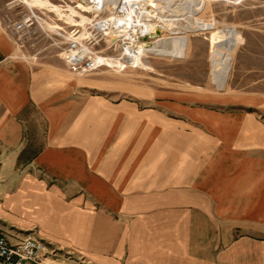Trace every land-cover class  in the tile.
<instances>
[{"label":"crops","instance_id":"0c3cea01","mask_svg":"<svg viewBox=\"0 0 264 264\" xmlns=\"http://www.w3.org/2000/svg\"><path fill=\"white\" fill-rule=\"evenodd\" d=\"M15 44L0 27L8 242L35 233L56 250L42 264H264V128L208 133L126 100H91L79 112L80 100H63V79L49 87ZM29 105L38 111L23 119ZM37 121L45 144L24 157Z\"/></svg>","mask_w":264,"mask_h":264},{"label":"rangeland","instance_id":"374dc122","mask_svg":"<svg viewBox=\"0 0 264 264\" xmlns=\"http://www.w3.org/2000/svg\"><path fill=\"white\" fill-rule=\"evenodd\" d=\"M162 1L163 10L167 7L184 13L197 29L175 31L170 51L153 50L154 54L136 67L103 65L86 74H75L66 68L60 59L65 43L62 35L75 28L90 31V23L106 15L105 11L81 7L87 5L85 0H39L32 2V7L24 0H0V27L7 26L8 19L17 20L24 11L37 12L41 20L15 41L18 56L42 69L49 87H54L50 78L63 79V100H80L79 112L93 106L87 103L91 100H126L136 102L140 110L160 109L177 119L184 117L186 126L206 128L208 133L216 132V127L234 130L229 132L247 126L264 128V0ZM230 27L239 39L226 85L217 89L211 75L224 57L214 47V41ZM103 47V42L96 45L102 48L100 55L115 56L112 49ZM37 111L29 105L21 115L29 119ZM45 131L38 121L36 127L25 130L24 157L43 147ZM184 141L183 136L175 138L176 145Z\"/></svg>","mask_w":264,"mask_h":264},{"label":"built area","instance_id":"2783aa9c","mask_svg":"<svg viewBox=\"0 0 264 264\" xmlns=\"http://www.w3.org/2000/svg\"><path fill=\"white\" fill-rule=\"evenodd\" d=\"M90 3L96 4L97 9H88L105 11L106 15L90 23V31L75 28L66 35L61 34L65 43L60 56L72 73L92 72L108 65L107 60L114 61V66L120 68L140 66L146 56L154 54L150 48L157 38L171 36L175 32L171 33L167 26L176 18H164L167 12L159 11L158 5H164L162 0H116L114 4L90 0ZM39 20L37 12L29 9L17 20L8 19L6 30L15 41H20ZM100 42L104 43L103 48L112 49L115 56L100 55L102 48H96ZM55 252L48 242L33 232L15 243L8 242L0 233V264H21L25 260L42 264L46 256Z\"/></svg>","mask_w":264,"mask_h":264},{"label":"bare ground","instance_id":"6f19581e","mask_svg":"<svg viewBox=\"0 0 264 264\" xmlns=\"http://www.w3.org/2000/svg\"><path fill=\"white\" fill-rule=\"evenodd\" d=\"M24 1L27 5L32 7V2L34 3L35 1H39V0H24ZM85 1L87 3L86 6L81 5L82 3L78 5H81V7H84V9H88L90 7L93 9H97V7L95 6L96 4L90 3V0H85ZM105 1L114 4L116 0H105ZM158 8H159V11L161 12L163 11L160 5H158ZM167 9L168 8L166 7L165 12H167V14H165L164 18H168L170 16H172L173 18H176V20L173 21V23L171 24L169 23L170 25L167 26L169 30L171 31L179 30L181 32H185L187 30L197 29V25L193 21H191V19L187 17L184 13H180L179 11H176V10L172 11V10H167ZM181 20H183V22ZM166 21L167 19H165V22ZM175 36L176 35H173L172 37L165 36V37L157 38L154 42L153 47H151L150 49L154 50L155 52L159 50L170 51L172 49L171 47L172 41ZM213 36L215 37V35ZM238 39H239L238 35L235 32L234 28L230 27L223 35H221L220 37H217V39L214 41V47L219 52H221L222 56L224 57L222 61L217 65V67L213 70V73L211 75L212 83L217 89H224L226 85V81H227V77H228V73H229V69H230V65L232 61L231 56L236 48ZM107 62H108L107 63L108 65L114 64V61L107 60Z\"/></svg>","mask_w":264,"mask_h":264}]
</instances>
